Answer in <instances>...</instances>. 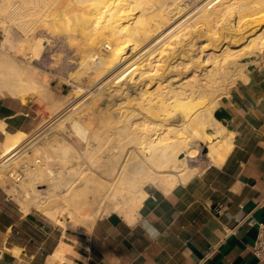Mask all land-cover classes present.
Returning a JSON list of instances; mask_svg holds the SVG:
<instances>
[{"label":"bare ground","instance_id":"1","mask_svg":"<svg viewBox=\"0 0 264 264\" xmlns=\"http://www.w3.org/2000/svg\"><path fill=\"white\" fill-rule=\"evenodd\" d=\"M2 1L0 27L5 38L1 44L5 46L13 4L12 0ZM169 1L22 0L25 5L36 2L38 7L33 5L26 14L27 20L15 25L26 30L39 25L68 43L75 39V32L81 33L85 41L79 52L81 61L79 59L75 81L80 75H88L95 86L105 81L95 88L93 96L113 101L102 118L94 108L83 121L79 116H70L69 125L80 136L81 148L55 130L48 138L33 144L25 152V159L30 162L38 158L41 164L38 162L34 168L21 171L23 177L21 175L11 185L2 166L6 164L8 170L18 167L11 156L19 150L26 136L6 135L0 154V187L7 183L10 197L23 206V212L38 210L62 227V235L69 236L65 228L80 230L85 224L111 213L131 221L147 196V186L165 193L178 184L187 183L196 172L186 166L187 158L196 154L193 140L206 150L205 159L215 167L223 163L232 149V135L220 121L212 118V113L218 108V98L228 94V88L233 87L237 78L246 80V73L238 68L244 69L250 57L264 52V30L247 40L245 52L233 49L226 40L239 38L242 26L256 28L264 23V0H250V6L237 5L238 0H196L192 18L180 26L177 24L183 20L184 10L176 6L172 11ZM233 10H236L234 22L219 28L222 18ZM166 28L169 32L176 29L165 33ZM200 40L205 44L196 46ZM45 42L38 37L26 43L31 60H38ZM151 42L154 46L137 60L135 68H130L129 73H114V76L113 72ZM223 45H226L223 49L219 48ZM153 53L156 54L151 62ZM112 74L114 78H109V82L107 78ZM32 83L12 61L0 56V95L23 97ZM72 91L63 102H52L51 119L86 92L78 84H72ZM130 105L140 109V113L134 115L139 116L140 121L117 124L116 120L112 136L109 135L107 131L114 122L115 111ZM93 120L98 122L95 129ZM158 129H166V132L155 137L146 134ZM124 136L131 138L116 146L110 144L111 140L118 143L115 141ZM129 142L132 146H125ZM50 150L60 163L58 172L47 167V161L52 159ZM180 154L183 157L177 158ZM12 176L14 173H9V179ZM38 183L46 184L48 189H36Z\"/></svg>","mask_w":264,"mask_h":264},{"label":"crops","instance_id":"2","mask_svg":"<svg viewBox=\"0 0 264 264\" xmlns=\"http://www.w3.org/2000/svg\"><path fill=\"white\" fill-rule=\"evenodd\" d=\"M255 60L246 80L223 99L232 149L219 167L209 165L165 193L145 190L131 221L111 213L80 230L63 229L69 236L38 210L23 212L6 183L0 187V264H259L251 247L256 224L264 222V53ZM41 124L27 104L0 97V154L6 137L21 133L26 140L11 159L22 161ZM144 217L159 239L133 226Z\"/></svg>","mask_w":264,"mask_h":264},{"label":"rangeland","instance_id":"3","mask_svg":"<svg viewBox=\"0 0 264 264\" xmlns=\"http://www.w3.org/2000/svg\"><path fill=\"white\" fill-rule=\"evenodd\" d=\"M248 1L250 2V0H238L236 4L237 5L245 4V6L246 5L250 6ZM2 2L3 1L0 0V4H2ZM11 3L13 5H11L12 9L10 10V13H9V17L11 18V20L8 23L9 24V37L7 39L5 46H2V44H1L4 41L5 35H4V30L0 27V56L9 59L18 68H20V70L23 72V75L30 81V83H32L34 81L32 83L33 85H31L34 87L30 86L28 88L29 90L26 89L27 91L25 90V92L27 94L26 93L23 94V97L18 96V98H17V97H11V96H8L5 94L0 95V97H9V98L17 99L21 102L23 101L22 103L27 104L31 108V110L38 112V114L40 115V121L42 122V124L40 126H43V128L42 129L38 128V130L32 134V135H34L35 133L41 131L37 137L38 140H40L41 138L42 139L48 138L49 137L48 134H50V132L52 130L53 131L55 130V132H57V131L59 132V133L57 132L59 135H63L62 137L66 138L67 140L72 142L73 145L81 148L83 143L81 141L80 136L69 125L70 124L69 121H70L71 117L79 116L81 118V120L83 121L86 119V117L89 114H91V112H93L92 108H94L95 112L96 111L99 112L100 116L102 118L103 116H105V113H107L106 110L109 108L110 104L113 103V101L109 98L99 97L100 98L99 99L98 97L93 96L95 93V90L99 86L103 85L105 83V81H103L101 84H98L99 86L98 85L95 86L94 84L91 83L90 77L88 75H80V76H78L79 79L75 81V78H76L75 72L78 71L77 70L79 68L78 62L81 61V55L79 52H81V49H82L81 46L84 43L85 38L82 36L81 33L75 32V35H76L75 39L71 43H68L65 38H63L61 36L53 35L50 32H48L47 30L43 29L39 25H35V27L33 26L30 30H28L29 29V27H28L27 30L29 32L26 30L25 27L19 28L17 25H15V23L25 22L28 18L26 14L31 12L29 9L34 8L33 5H35V4H36L35 8H37L38 4L36 2H33V4L32 3L31 4L26 3V5H25L22 2V0H12ZM28 4H29V7L27 6ZM169 4H171L170 8L172 9V11H174L176 6H177V7H181L184 10V13L187 14V15L184 14L185 17L183 15V17H182L183 20L180 19L179 20L180 22L178 21L177 26L185 24L184 22H186V23L189 22V21H187L188 18H189V20L192 18V15H193L195 9L197 8L196 0H174L173 2L170 0ZM58 6H60V5H58ZM19 8H21V9H19ZM27 10H29V11H27ZM235 12H236V10H233L229 16L223 17L222 21L220 22L219 28H220V26L224 25L225 23H233L234 19H235ZM137 15L138 14L135 13V16H137ZM246 23H249V20H247ZM168 28H170V26ZM168 28H166L164 31H166ZM175 29H173V30H175ZM240 29H242L241 30V36L242 37L239 36V38L238 37L232 38V39L230 38V39H227L226 42L230 43V45H232L233 49L241 50L240 52H243V50H244V52H245L247 50V49L245 50V47H246L245 44L248 42L247 40L252 38L256 32L264 30V23H261L256 28L255 27L253 28L252 26L249 25V26L245 27V29H247V30L244 29V26H242ZM173 30H171V31H173ZM167 31L169 32V30H167ZM167 31L165 33H167ZM36 35H37V37H36ZM38 37H42L46 41L45 47L42 49L38 60H31V58L28 55L26 43H30L31 41H33V39L38 38ZM164 37H166V35ZM156 40H154L152 42L154 43ZM152 42L147 47L141 48L142 50L140 49V52H141V53H139L140 55L138 54L136 57L134 56L131 59H129L128 61H126V63H124L115 72H113V74L114 73L120 74L121 72L129 73L133 68H135L134 65L137 64L136 63V62H138L137 60L142 58L144 53H146V51H148L149 49H151L154 46ZM198 44H200L202 46L205 44V42L200 40L196 44V46ZM151 45H153V46H151ZM225 46L226 45H223V47H219V48L223 49ZM219 48H218V50H219ZM262 53H264V52H262ZM155 54L153 53V55L150 56L151 62L154 60L153 58H154ZM162 54H164V53H162ZM259 54L260 53H255L252 57H250L249 62H248L249 65H247L244 69H242V68H238V69H240V71L242 70L243 72H245L247 74V72L250 71L251 68L254 67V65H256V63L254 61L256 59V56ZM79 59H80V61H79ZM29 62H30V64H29ZM143 65H145V64H143ZM146 67H148V64L145 65V68ZM130 68H131V70H130ZM128 70H130V71H128ZM113 74L110 75L107 79L109 80V78H114ZM114 76H115V74H114ZM110 81H111V79L109 80V82ZM239 81H243V80L237 78L235 84ZM72 84H78L85 89L86 92L83 95L84 97L82 96V98L76 100L70 106L63 109L58 114V116H56L54 119H51V112L50 111H51L52 102L57 101V100L60 102H63L65 100V98L71 92H73L72 91ZM151 84H153V83H151ZM235 84H233V85H235ZM230 89H231V87L228 88L227 93H229ZM108 92H111V89ZM108 92H106V93H108ZM227 95H221L218 98L217 110L222 109L223 99H224V97H227ZM92 103H95V104H92ZM197 108L198 107H196V109ZM137 113H140V109L135 108L132 105H130L129 108H127V109L122 108L118 111H115L114 116H112V121L114 120V122L112 123L111 127L109 128V131H107L109 133V135L112 136L116 120H117V124L122 123V122H127V121L133 122V123L140 121L139 116H134ZM213 113H212V118L215 119V117L213 116ZM141 115H144V114H141ZM68 117H70V118H68ZM96 122H97V120H93L92 124L94 126H92V124H91V126L94 129L97 128V126H98V122L97 123ZM220 122L222 124L223 120H221ZM52 127H54V129ZM94 129H91V130H94ZM162 130L158 129V130H155L154 132L150 130V131H147L146 134H152L155 137L158 134L160 135V134H164L166 132V129H162ZM130 138H131V136H128V137L124 136V137H122L121 140L115 141L118 143L114 144L113 143L114 141L112 142V140H111L110 144L112 146H116L117 144H121L122 142H124ZM133 140L134 139H132V141ZM105 145H108V143ZM192 145L195 146V149H197L196 154L194 155L193 158L192 157L187 158L186 166L189 170L196 171L194 173V175H195V174L200 173L204 168H206L210 164L208 163V161L204 157L206 150L201 146V144H199V142L197 140H193ZM125 146H132V144L129 142ZM119 150H120V148H119ZM50 151H52V150H50ZM50 154L52 155V159H49L47 161V167L54 172L60 171L61 166H60V163H58L57 159L55 158L54 152L52 151V152H50ZM182 157H183L182 154L177 156V158H182ZM38 160H39L38 158H33L30 160V162H28L24 158L22 161L17 163L18 167H14V168L11 167V168H9V170L7 169L6 178H8V180H9L8 183H11V184L14 183L13 178L9 179V173H11V174H12V172L14 174L20 173V175L22 174V177H23V173L20 172V169H22L24 171V170H26V168L27 169L34 168L36 166V164L38 165V162L40 165L41 162ZM72 162H74V160H72ZM18 183H16V184H18ZM40 184L41 183H38L35 185L36 189H45L46 190V188L48 187L46 184L45 185H43V183L41 185ZM150 188H152V186H147L145 188V190H148Z\"/></svg>","mask_w":264,"mask_h":264},{"label":"built area","instance_id":"4","mask_svg":"<svg viewBox=\"0 0 264 264\" xmlns=\"http://www.w3.org/2000/svg\"><path fill=\"white\" fill-rule=\"evenodd\" d=\"M21 177L20 173L14 174L11 178L18 181ZM257 235L251 247L252 254L255 256L259 264H264V222L257 223Z\"/></svg>","mask_w":264,"mask_h":264},{"label":"clouds","instance_id":"5","mask_svg":"<svg viewBox=\"0 0 264 264\" xmlns=\"http://www.w3.org/2000/svg\"><path fill=\"white\" fill-rule=\"evenodd\" d=\"M138 226L143 230L145 237L149 240L155 241L159 239L161 233L147 217L142 218L141 220L134 223V227Z\"/></svg>","mask_w":264,"mask_h":264},{"label":"water","instance_id":"6","mask_svg":"<svg viewBox=\"0 0 264 264\" xmlns=\"http://www.w3.org/2000/svg\"><path fill=\"white\" fill-rule=\"evenodd\" d=\"M213 116L218 121L225 120L228 118V114L223 109L214 111Z\"/></svg>","mask_w":264,"mask_h":264}]
</instances>
